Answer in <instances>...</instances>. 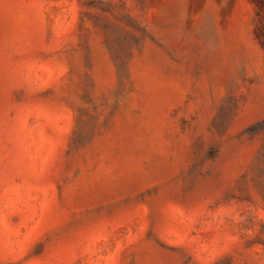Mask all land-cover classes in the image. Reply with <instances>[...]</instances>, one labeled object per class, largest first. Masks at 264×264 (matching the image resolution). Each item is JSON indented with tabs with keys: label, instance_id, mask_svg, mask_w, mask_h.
<instances>
[{
	"label": "rangeland",
	"instance_id": "374dc122",
	"mask_svg": "<svg viewBox=\"0 0 264 264\" xmlns=\"http://www.w3.org/2000/svg\"><path fill=\"white\" fill-rule=\"evenodd\" d=\"M0 264H264V0H0Z\"/></svg>",
	"mask_w": 264,
	"mask_h": 264
}]
</instances>
